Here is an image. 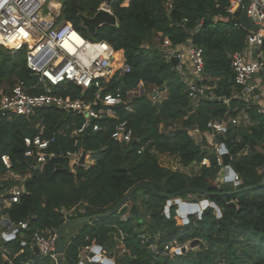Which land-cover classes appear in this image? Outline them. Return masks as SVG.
Masks as SVG:
<instances>
[{
    "label": "trees",
    "instance_id": "obj_1",
    "mask_svg": "<svg viewBox=\"0 0 264 264\" xmlns=\"http://www.w3.org/2000/svg\"><path fill=\"white\" fill-rule=\"evenodd\" d=\"M103 1L66 0L59 20H71L87 36L79 14L94 15ZM227 6L228 0H173V8L169 11L165 0H114L112 9L118 25L105 24L95 34L98 40L108 41L115 49L116 70L126 61L131 65V72L113 79L111 90L120 88L127 97L128 90L143 83L147 88L156 86L159 91H167L168 96L159 100L148 92L130 101L132 111L124 107L118 109L137 139V143L133 141L129 146L112 139L115 125L112 118L102 119L99 131L88 129L72 137L73 128L84 122L82 115L42 109L31 120L12 114L0 117V181L13 186L31 173L25 179L26 193L20 202L0 207V223L5 215L16 223L27 219L33 229L40 231L58 229L64 211L75 208L77 217L108 211L141 182L163 193L190 187L225 192L255 186L231 194L196 193L208 199L209 205L201 216L190 215L183 225L177 223L176 205L170 207L168 215L166 197L150 189H139L129 200L138 205V218L133 214L123 220L117 213L78 226L75 228L78 233L65 248L63 264H78L85 246L114 247L116 236L136 254L134 264H264V183L261 184L264 112H259L256 105L232 97L240 87L235 83L231 54L245 48L249 31L229 15ZM157 33L168 37L173 46L191 39L204 49L202 82L214 86L215 99H202L194 108L185 82L172 61L164 57L163 49L145 46L153 43ZM21 79L33 82L25 54H14L0 47V83L12 86ZM70 90L74 95L82 94L78 86H70ZM223 96L232 97L230 104L223 101ZM241 111L250 118V124L244 128L229 121ZM39 117L45 118L46 137L57 132L56 142L51 145L57 157L33 168L35 161L25 157L24 137L38 131L35 124ZM214 119L228 121L223 142L231 156L232 168L241 176V183L236 187L229 186L231 181H225V186L215 183L223 167L215 149L213 152L205 149L206 139L197 140L188 132L189 128H198L205 134ZM178 123L181 127H174ZM237 135L241 139L234 145L232 139ZM148 142L145 151L138 153L139 147ZM80 149L90 152L95 162L72 171L66 152ZM166 153L176 155L182 167L202 163L204 158L210 163L203 164L199 173L191 175L163 166L160 155ZM2 154L10 156V168L2 163ZM231 201L235 205L230 204ZM146 214L150 215L149 222L143 218ZM143 230L148 233L146 240L140 237ZM196 238L201 239L200 249H190L180 255L166 257L148 248L156 243L162 250L169 242L184 244ZM16 246L17 250L21 247L18 241ZM26 256L24 252L16 257V264ZM36 264L55 263L48 257H39ZM85 264L103 263L86 261Z\"/></svg>",
    "mask_w": 264,
    "mask_h": 264
},
{
    "label": "built area",
    "instance_id": "obj_2",
    "mask_svg": "<svg viewBox=\"0 0 264 264\" xmlns=\"http://www.w3.org/2000/svg\"><path fill=\"white\" fill-rule=\"evenodd\" d=\"M113 1H103L97 10L102 8L113 13ZM244 1L228 0L229 15L239 16L244 7ZM45 2L49 3V12L47 17H42L40 10ZM165 4L169 11L172 10L173 0H165ZM61 10L62 5L53 3V0H0V47L14 54L23 52L31 74L39 75V80L33 79L31 83L23 79L12 86L0 83V117L12 114L31 120L42 109H59L69 114L82 115L84 122L73 128L72 137H77L88 129L99 131L102 128L100 121L112 118L115 120L111 133L112 139L123 146H129L135 140L133 129L127 119L121 118L118 109L124 107L127 111H132L133 105L122 89L111 90V83L113 79L122 78L130 73L131 65L125 61L116 70L117 54L112 45L106 40L90 41L71 20H59ZM248 15L250 20L259 24L261 28L258 31L248 30L245 48L231 54L235 83L240 87V90L235 91L232 97L256 105L259 112L263 113L264 91H260L255 76L264 74V58L262 50L260 56L255 57L254 52L261 49L264 44V0H252ZM153 41L157 44V48L163 49L167 60L171 61L173 56L177 57L178 62L175 67L185 82L188 96L192 101L198 104L202 99L217 97L214 86L202 82L205 58L204 49L201 46L190 40L187 47H174L170 39L164 37L162 33H157ZM70 86L80 87L82 94L74 95L72 90L68 91ZM138 86L147 88L143 83ZM65 91L67 93H64ZM158 91L159 88L154 86L152 93L149 91V94ZM129 92L130 90L126 94L128 95ZM232 97L221 98L225 103L230 104ZM153 98H156L155 94ZM118 105L121 106L117 107ZM229 121L243 128L250 124L247 113L230 117ZM227 124V120L214 119L210 127L213 132L219 133L225 131ZM35 127L38 131L34 135L24 137L25 157L35 161L32 164L33 168L57 157V152L51 149V145L56 142L57 132L50 137L45 136L47 127L44 117L37 118ZM240 139L241 137L237 135L232 139L233 144L236 145ZM149 143L142 144L138 153L144 152ZM221 150V144L216 142L215 152L218 162L225 167ZM83 151L80 149L66 152L72 171H75L77 167L85 166V163H81ZM87 153L88 156L91 154ZM1 160L7 168L12 166L8 154H2ZM209 163L208 158L202 161L204 165ZM30 174L28 172L21 177L20 184L13 186H6L0 181V207L20 202L21 197L26 193L25 179ZM16 177L20 178L19 175ZM230 181L239 185L241 176L235 172ZM82 211L80 209V212ZM77 213L78 211L73 208L64 211V217L73 219L77 217ZM0 228L6 229L7 233L4 235L15 234L16 230L25 231L33 244L38 247L40 257H48L55 264H63L64 254L58 253L56 249L57 229L40 231L33 229L27 219L16 223L5 215L2 216ZM152 244L157 248L156 253L166 257L174 252H181L183 248L177 241L169 242L162 250L156 243L150 245ZM94 246L88 245L83 248L86 251V260L89 262L93 261V256L88 253ZM0 256L4 259L2 263L0 258V264H15L8 248L0 246Z\"/></svg>",
    "mask_w": 264,
    "mask_h": 264
},
{
    "label": "water",
    "instance_id": "obj_3",
    "mask_svg": "<svg viewBox=\"0 0 264 264\" xmlns=\"http://www.w3.org/2000/svg\"><path fill=\"white\" fill-rule=\"evenodd\" d=\"M252 0H245L244 1V7L242 9V12L239 16L234 17L233 19L235 21L241 22V24L248 30L251 31H258L261 26L259 24L253 23L248 15V8L251 4ZM79 18L82 21V24L88 29L89 33L95 34L97 30L105 25V24H110V25H118V19L114 13H111L105 9H99L97 10L94 15H86L84 13L79 14ZM172 64L175 66L178 62V59L176 56H173L172 59ZM32 78L35 80H39V75L38 74H32ZM121 105H118L117 107H120ZM209 131L215 135V139L217 143L221 144L222 146V157H223V162L225 165V174H226V180L230 181L232 180L233 175L235 174V170L231 166V156L228 152V149L223 142L224 139V132H219L215 133L212 130V127L209 128ZM134 143H137V139L134 140ZM87 155V151L84 150L82 157H81V163H85V157ZM230 176V177H229ZM264 183V177L263 181L261 184ZM255 186H247L242 189H237V190H232V191H225V192H209L206 189L198 188V187H190V188H185L181 189L179 191H176L174 193H163L159 192L155 189L154 186H152L149 183L146 182H141L136 185H134L122 198L121 200L110 210L101 212V213H95L91 215H84L81 217H76L73 219H67L66 217H63L60 222V226L57 229V240H56V249L57 252L60 254H64V235L67 232H70L71 230L77 228L80 225L86 224V223H91L93 221H96L98 219L104 218V217H109L114 214H125L127 212H131L132 214H138L139 213V208L136 203H131L129 200L133 196V194L138 191L139 189H150L152 190L155 194L159 196L166 197L168 199L167 205L165 207V210L167 214L169 215L170 213V207L173 204H178V214L184 218V223H187L189 221V215L198 213L200 216L202 215V211L209 205V200L204 199L200 201L199 203L197 202H187L183 201L180 199V196L186 193H202V194H207V195H217V194H231L235 192H240L245 189H250L254 188ZM230 204L235 205L234 201H231ZM8 220H6L7 222ZM201 242V239L196 238L191 241V246L196 245L197 243ZM35 250V256L40 257V251L38 247L35 245L34 247ZM187 247L184 246L181 250L182 253L186 252ZM102 246L101 245H95L91 251V255L93 256V261H100L103 264H115L113 259L107 256H104L102 253ZM180 252V251H179ZM80 264H84V262H81Z\"/></svg>",
    "mask_w": 264,
    "mask_h": 264
},
{
    "label": "crops",
    "instance_id": "obj_4",
    "mask_svg": "<svg viewBox=\"0 0 264 264\" xmlns=\"http://www.w3.org/2000/svg\"><path fill=\"white\" fill-rule=\"evenodd\" d=\"M153 40H154V37H153ZM190 40L191 39H189L188 42H186V43H181V44H178V45H176L174 47H178V48L187 47L190 44ZM152 44L154 46V41H153ZM260 52H261V49L255 51L254 52V56L255 57L256 56H260ZM203 79H204V77H203ZM149 91L152 92V90H147V88L144 89L141 86H138V87L130 90L129 94L127 95V98L131 101L132 99H134V97L144 95L145 93H148ZM154 94L156 95V98H158L159 100H161V99L165 98L166 96H168V92L167 91H163V90H160V91H158L157 93H154ZM150 95H152V94H150ZM192 104H193L194 108L197 105L196 102H194V101H192ZM262 104L264 105L263 99H262ZM245 113H246L245 111H241V113H239V116H241V115H243ZM188 132H189L190 135L195 137L197 140H199L197 138V135H201L202 139L205 138L207 143H208L207 145H204L205 149H208V150L212 149V143H211L212 138H213L214 142L216 143L215 135L213 133H211L210 131L207 132V134H202L198 128H189ZM212 152H213V150H212ZM160 161H161L162 165L165 166V167H168V168H171V169H180V170H183L185 173L191 174V175L199 173V171L201 169V166L203 165L202 163L195 162V163H193L192 165H190L188 167H182L180 165V163H179L178 157L176 155H174V154H168V153L160 155ZM94 162L95 161L92 158V156L89 157L87 155L85 157V167H89L90 165L94 164ZM225 175L226 174L224 173L223 177H224V180L226 181V179H225L226 176ZM6 233L7 232H6L5 228H0V246L6 247V248H8L10 250L11 254L13 255L12 257H13L14 261H15L16 257H18L20 254L26 252L27 256H26V258L24 260H22V262L20 264H32L33 262H34V264H36V261L38 260L39 257L35 256V250H34L35 245L30 240V238L27 236L25 231H22V230L17 231L16 230L15 234L4 235ZM77 233H78V231L70 233V235H67L68 238H67L66 241H64V254H65V248L69 245V243L71 242V239ZM64 238H65V236H64ZM17 241H18V243L21 246L19 250H17V246H16V242ZM93 245H97V244H93ZM106 249H107L106 247L102 246V251H106ZM88 254H91V252L88 253ZM85 255H86V251H84V249H82L81 252H80V261H79L78 264H80L82 261L84 262V264L86 263L87 260H86ZM0 258H1V262L3 263L4 259L1 256H0ZM15 264H16V262H15Z\"/></svg>",
    "mask_w": 264,
    "mask_h": 264
},
{
    "label": "rangeland",
    "instance_id": "obj_5",
    "mask_svg": "<svg viewBox=\"0 0 264 264\" xmlns=\"http://www.w3.org/2000/svg\"><path fill=\"white\" fill-rule=\"evenodd\" d=\"M65 1H66V0H53V3L63 5V4L65 3ZM104 1H106V0H104ZM48 12H49V3H48V2H45L44 5H43V7H42V9L40 10V14H41L42 17H47V16H48ZM81 26H82L85 30H87V32H88V35L85 36L87 39H89L90 41H93V42H97V41H99L98 38L96 37V34H91V33H89L88 29L82 24V21H81ZM148 45H149V44H146L145 46H146V47H150V46H151V47H155V46L158 47L156 43H154V46H153V44H150L149 46H148ZM261 50H262V56H263V58H264V48L262 47ZM255 79H256L255 81H257V84H258L259 87H260V91L263 92V91H264V74H262V73L257 74V75L255 76ZM153 87H154V86L148 87L147 90H152ZM151 93H152V92H151ZM256 98H257V97H256ZM259 99H260V98H259ZM263 101H264V99H263ZM176 126H177V127H181V123L174 124V127H176ZM205 134H207V133H205ZM196 135H197V134H196ZM197 138H198L199 140L202 139L201 135H197ZM209 141H210V140H209ZM211 143H212V149H210L209 151L212 152V150L215 149V147H216V143L214 142L213 138H212ZM91 156H92V155H89V157H91ZM224 173H225V167H222L221 170H220V172L218 173L216 179L214 180L215 183H218L219 185H223V186H225V183H224L225 180H224V177H223ZM230 185H231V187H236V186H238V185L235 184V183L229 184V186H230ZM186 194H189V193H186ZM180 199L183 200V201H187V202H197V203H199L200 201H202V200H204V199H206V198H205L204 196H200L199 194H196V193H190L187 197H186V196H185V197H180ZM131 203H133V202H131ZM173 205H176V213H177V215H176V220H177V223L180 224V225H183V224H184V218L181 217V216L178 214V212H177V210H178V204H173ZM165 212H166V210H165ZM166 213H167V212H166ZM132 215H133V214H132L131 212H127V213H125V214H121V218H122L123 220H126L127 218L131 217ZM134 215H135L136 218H138V216L140 215V212H139L138 214H134ZM191 215L196 216V215H199V214H198V213H195V214H191ZM189 216H190V215H189ZM149 217H150V215H149V214H146L145 217H143V218H144V220H145L146 222H149ZM135 220H136V219H135ZM136 221H137V220H136ZM141 229H144V228H141ZM76 231H78V230L73 229V230H71L69 233H67V234L65 235L64 241L67 240V238H68L67 235H70V233H73V232H76ZM147 235H148V233H147V232H144V230H143V231L141 232V234H140V237H141L142 239L146 240ZM240 238H241V237H240ZM114 241H115V243H116V245H114V247H112V248H111V247H110V248H107L106 251H102L101 253H102L104 256H107V257L112 256L111 258L113 259V261L115 262V264H134L133 261H134V259H136V254H134V252H133L132 250L127 249L125 243H124L123 241H121L117 236L115 237ZM190 243H191V241H188V242L182 244V247H184V246L187 247L186 252H187L188 250H190V249H192V250H194V251H197V250L200 249V243H201V242L197 243V244L194 245V246H191ZM148 248H149L150 250H152L153 252H155V253H156V251H157L156 246L153 245V244H152V246H151V245H148ZM186 252H184V253H186ZM180 254H183V253H182V252H177V253L174 252V253L170 254L169 256L180 255Z\"/></svg>",
    "mask_w": 264,
    "mask_h": 264
}]
</instances>
